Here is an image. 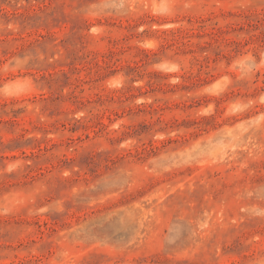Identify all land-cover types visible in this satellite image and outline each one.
<instances>
[{"label": "rangeland", "instance_id": "374dc122", "mask_svg": "<svg viewBox=\"0 0 264 264\" xmlns=\"http://www.w3.org/2000/svg\"><path fill=\"white\" fill-rule=\"evenodd\" d=\"M0 264H264V0H0Z\"/></svg>", "mask_w": 264, "mask_h": 264}]
</instances>
